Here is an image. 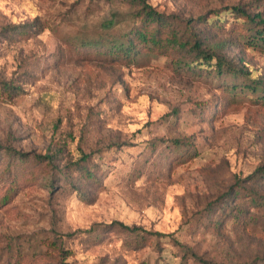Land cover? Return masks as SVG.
Instances as JSON below:
<instances>
[{
	"label": "rangeland",
	"instance_id": "obj_1",
	"mask_svg": "<svg viewBox=\"0 0 264 264\" xmlns=\"http://www.w3.org/2000/svg\"><path fill=\"white\" fill-rule=\"evenodd\" d=\"M146 2L182 20L226 5H264ZM135 14L125 0H0V85L20 88L0 100V149L55 151L57 167L0 205V264H264V207L247 197L258 189L263 198L264 183L246 181L264 164V107L250 93L230 102L223 92L230 79L177 72L171 57L141 51L124 66L88 58L95 49L78 46L127 30ZM20 25L32 28L17 36L5 30ZM222 26L202 33L212 43L234 38L233 20ZM222 52L264 82V51L228 42ZM174 139H190L197 154L174 156L164 148ZM81 154L95 165L82 197L60 172ZM4 167L5 155L0 187ZM229 189L238 191L230 202ZM235 206L245 211L242 222ZM112 221L162 237L134 248L118 230L97 240L83 232Z\"/></svg>",
	"mask_w": 264,
	"mask_h": 264
},
{
	"label": "trees",
	"instance_id": "obj_2",
	"mask_svg": "<svg viewBox=\"0 0 264 264\" xmlns=\"http://www.w3.org/2000/svg\"><path fill=\"white\" fill-rule=\"evenodd\" d=\"M125 1L136 10L134 23L127 30L112 34L110 37L79 41L78 46L84 47L83 52L87 48L95 49V52H86L88 58L130 66L136 64L141 51L147 52V55L171 57V64L177 72H184L209 81L230 79L224 84L226 86L223 90L228 94L230 102L242 99L244 94L250 93L249 96L255 95L256 102L264 107V82L255 77L248 67L237 66L227 60L222 52L228 42L244 49L264 51V5L263 8L260 7L259 2V5H226L217 10H210L195 19L182 20L157 11L146 0ZM228 18H231L236 26L233 33L234 38H229V41L212 43L204 37L203 30L211 33L217 32L223 28L224 23L227 25ZM31 28V25H20L5 30L17 36L27 34ZM19 90L18 86H12L9 83L0 85V100L13 97ZM212 116L213 113L205 111L206 120H210ZM156 140L165 142L162 138ZM169 143L172 145H165L164 148L175 151L174 156L178 158L183 156L184 151H187L189 155L198 152L197 148L193 150L195 145L190 139H174ZM4 155L5 167L2 174L4 182L0 187L2 190L0 205L9 200L18 189L35 185L40 179L47 177L49 179L53 170H57L54 163L55 151L20 153L6 148L0 149V159ZM90 159V155L81 154L76 161L65 165L60 171L64 177H70L69 185L81 197V185L95 180V165ZM246 181H251L256 187L260 185L259 181L264 183V164L257 167ZM237 194L238 191L233 192L229 189L226 195L228 201H231L229 199L231 196L235 197ZM247 197L251 204H260L264 207V197L257 199L260 197L258 189H253ZM234 212L235 216L239 217L238 221L242 222V216L245 213L242 207L235 206ZM110 229L126 233L131 239L129 245L135 246L134 248L162 237L158 232L148 231L135 225H126L119 221H112L105 225H93L83 232L97 240L101 233ZM174 245L180 246L177 242Z\"/></svg>",
	"mask_w": 264,
	"mask_h": 264
}]
</instances>
